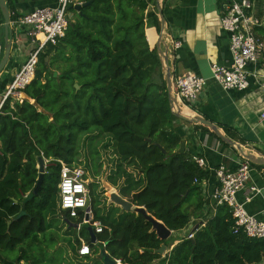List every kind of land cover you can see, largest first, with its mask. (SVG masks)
I'll list each match as a JSON object with an SVG mask.
<instances>
[{
	"label": "trees",
	"instance_id": "16d2710c",
	"mask_svg": "<svg viewBox=\"0 0 264 264\" xmlns=\"http://www.w3.org/2000/svg\"><path fill=\"white\" fill-rule=\"evenodd\" d=\"M72 1L74 18L58 44L39 56L34 78L22 91L26 98H7L1 108L0 264L56 262L47 249L58 245L60 224L68 230L61 236L71 235L75 250L79 238L89 245L97 256L91 264H104L98 259L101 251L122 264H264V239L233 233L226 205L217 206L192 239L183 237L170 246L141 214L106 204L97 182L89 184L92 221L103 227L101 233L91 229L95 243L88 225L76 230L81 216L70 218L58 208L57 161L82 167L81 138L88 151L85 172L94 178L102 174L101 146L110 163L106 182L169 230L184 229L207 202L194 182L207 173L186 151L179 152L183 139L173 129L176 117L169 108L162 65L145 37V3ZM77 2L84 6L74 10ZM8 9L12 21L17 14ZM221 128L232 138L228 127ZM39 157L50 164L37 194L24 203L38 179ZM162 245L168 250L164 258L158 253Z\"/></svg>",
	"mask_w": 264,
	"mask_h": 264
},
{
	"label": "crops",
	"instance_id": "0c3cea01",
	"mask_svg": "<svg viewBox=\"0 0 264 264\" xmlns=\"http://www.w3.org/2000/svg\"><path fill=\"white\" fill-rule=\"evenodd\" d=\"M142 1L146 5L144 11L146 40L150 49H155L156 52L157 47H160L162 52L168 49V67L172 80L180 74L193 73L206 81L205 88L195 103H188L182 107L176 101L180 110L186 112L185 109H187L189 110L187 116H198L210 121L227 139L257 156L264 157V120L259 118L264 111V106L259 88L253 80H250L248 88L244 91H225L211 77L210 66L212 64L225 67L231 64L229 37L220 28L222 5L226 0ZM250 1L253 4L254 14L260 16L257 13V5L260 2L264 9V0ZM56 4L57 0H10L9 3L6 2L7 7L13 8L17 15L28 13L35 8L54 7ZM0 21L3 22L1 12ZM2 24H0L1 47ZM11 34L10 57L0 74V99L32 48L23 29L12 30ZM160 41L163 43L160 44ZM172 41H179L181 44L173 51L170 43ZM30 102L33 103V101ZM221 126L230 129L233 134L232 138L226 135ZM206 128L202 130L195 124L178 118L173 124L174 131L183 139V150L192 158H202L206 165L202 171L207 173V177L196 184L200 186L202 196L207 202L202 210L192 218L190 222L192 228L204 226V223L215 215L217 206L210 199L211 193L217 186L215 169L224 165L233 170L242 159L236 150L225 145L215 134L216 137L209 135ZM247 185H254L262 191L249 202H245L244 192H239L236 200L243 204L249 215L264 222V165H251Z\"/></svg>",
	"mask_w": 264,
	"mask_h": 264
},
{
	"label": "built area",
	"instance_id": "2783aa9c",
	"mask_svg": "<svg viewBox=\"0 0 264 264\" xmlns=\"http://www.w3.org/2000/svg\"><path fill=\"white\" fill-rule=\"evenodd\" d=\"M72 2V0H57L54 7L35 8L28 13L17 15L10 21L12 30H24V35L32 48L0 99V112L7 98L21 101L22 91L34 78L39 56L47 47L56 46L64 37L69 24L67 12ZM220 28L229 37L231 64L228 67L212 64L210 66L212 79L225 91H244L248 88L250 80H253L260 90L264 106V41L256 35L257 28H264V18L254 14L250 0H226L222 5ZM170 43L172 51L181 45L179 41ZM1 54L0 44V59ZM205 85V79L193 73L180 74L172 80L174 98L182 107L188 103L193 104L199 99ZM259 118L264 120V111ZM41 158L44 161L45 171L50 161ZM192 160L200 170L205 169L206 165L202 158L193 157ZM57 163L60 165L58 208L66 212L70 218L78 219L81 216L82 222L76 226L77 231L81 226L88 225L95 233H101L103 230L101 224L92 221L90 182L87 173L82 167H71L60 160ZM250 171V162L243 158L233 170L220 165L214 171L217 186L211 193L210 199L215 206L226 205L229 208L234 223L233 233L241 232L247 238L264 239V222L249 215L243 204L236 200L239 192H244L245 202H249L262 191L254 185H247ZM194 182L197 183L196 180ZM192 229L181 238L192 239ZM79 241V255L82 257L89 255V245L81 238ZM113 261L115 264H122L120 260Z\"/></svg>",
	"mask_w": 264,
	"mask_h": 264
},
{
	"label": "water",
	"instance_id": "95a60500",
	"mask_svg": "<svg viewBox=\"0 0 264 264\" xmlns=\"http://www.w3.org/2000/svg\"><path fill=\"white\" fill-rule=\"evenodd\" d=\"M84 4L80 5H75L73 6L74 10H79ZM0 12L3 20L2 24V30H3V41H2V55L0 59V74L6 67V64L8 62V59L10 57V50H11V37H12V29L10 27V13L9 9L6 5V0H0ZM160 12V11H159ZM161 15V14H160ZM162 35L160 36V38ZM161 40V39H160ZM163 42L160 41V44ZM168 50V49H167ZM160 51V47H157V54L159 57V60L162 65V69H164V80L166 84V91H167V97L169 101V108L171 113L178 119L195 124V125H201L209 128L223 143L229 145L232 147L234 150H236L243 159L247 160L251 164H260L264 165V157L257 156L253 153H251L249 150L246 148L241 147L238 144L233 143L229 139H227L218 129V127L211 123L210 121L198 117V116H187L183 115L179 106L176 103V99L174 98L173 91H172V78L170 74V70L168 67V58H167V52L168 51ZM48 58H46V61ZM55 75V74H54ZM75 89L77 90L79 88L78 85H74ZM23 98H26L24 94L21 95ZM34 103V101H33ZM184 148V143L180 145L179 152H182ZM37 168H38V179L36 182V185L31 193H29L23 200V202H27L30 200L35 194H37L39 188L41 187L42 184V179H43V174H44V161L41 157L38 158L37 160ZM102 186L105 187L108 191H112L109 195V201L110 203L114 204L117 207H120L122 211H133L136 214H141L148 222L152 224V230L155 231L157 234L158 238L161 240H167L172 231L169 230L168 228L165 227V225L156 220L154 217L150 216L149 214L146 213L144 207H134L129 201L126 199L122 198L117 192L113 190V188L106 182V176L102 177L101 180ZM23 215V212H21L17 218ZM9 225V222H8ZM198 226H195L192 230L195 231L197 230ZM91 231V229H90ZM92 235V231H91ZM165 250V246L162 245L160 249L158 250V253H163ZM99 257L102 259L104 264H115V262L104 252L101 251L99 254Z\"/></svg>",
	"mask_w": 264,
	"mask_h": 264
},
{
	"label": "rangeland",
	"instance_id": "374dc122",
	"mask_svg": "<svg viewBox=\"0 0 264 264\" xmlns=\"http://www.w3.org/2000/svg\"><path fill=\"white\" fill-rule=\"evenodd\" d=\"M260 4L261 3L259 2L257 5V13H258V15H260L259 17H264V9H263L262 4L261 5ZM263 5H264V3H263ZM69 13H70V11L67 12L69 20H72L74 18V14H73V12L70 14ZM262 29H264V28H257L256 29V35L260 38L264 37V30H262ZM14 30H17V29H13V31ZM15 33H16V31H15ZM79 145H80V160H82L81 166L84 168V166H85L84 165V163H85L84 158H86V155L88 153V151L86 150L87 146L85 144L84 138H81V140L79 141ZM98 152L100 154L99 156H100V159H101L102 164H103L102 174L98 178H94L91 175V172L89 170H86L87 177H88L90 183H92V182L98 183V185H99L98 192L101 194V198L106 201V204H112L109 201L110 191H108L105 187H103L102 183H101L102 177L107 176V173H108V170L110 167L109 156H108V153L105 150H103L101 146L98 147ZM113 190H115V192H117L116 189L113 188ZM57 204H58V201H57ZM58 227L60 228V231L58 232L59 234L64 235V233H67L68 230L66 229L65 226H62L60 224V225H58ZM191 229H192L191 224H189L182 230L172 232L170 237L167 239V245L170 246L171 243L175 244L177 242V240L181 238V236L186 234ZM61 235H60V238L55 237L56 241L58 242V245L55 246V248L47 249L48 258L50 256H52L54 253H55V257L57 258L56 262H54L52 264H91L94 261V259L97 258L96 255H94V256L91 255V252L89 255H87L89 258L88 260L85 261L84 258H80V255L78 252L79 248H77L78 245H76L77 249L75 250L73 243H72L73 242L72 236L66 234V237H63ZM92 241L95 243V238L93 235H92ZM59 248H60V252L56 255L55 250H58ZM167 253H168V250L165 247V250L163 251V253H161L162 258H164ZM35 254L37 255L38 253H35ZM98 259H100L102 261V259L100 257H98ZM160 263H161L160 261H154L152 264H160ZM21 264H31V262L30 261L29 262L23 261V262H21Z\"/></svg>",
	"mask_w": 264,
	"mask_h": 264
},
{
	"label": "bare ground",
	"instance_id": "6f19581e",
	"mask_svg": "<svg viewBox=\"0 0 264 264\" xmlns=\"http://www.w3.org/2000/svg\"><path fill=\"white\" fill-rule=\"evenodd\" d=\"M181 112L183 115H188L184 110H182ZM110 193H112V191Z\"/></svg>",
	"mask_w": 264,
	"mask_h": 264
}]
</instances>
